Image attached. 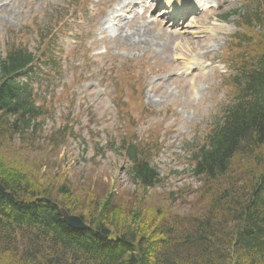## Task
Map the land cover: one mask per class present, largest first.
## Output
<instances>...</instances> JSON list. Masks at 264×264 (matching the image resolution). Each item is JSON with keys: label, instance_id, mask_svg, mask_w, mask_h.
Returning a JSON list of instances; mask_svg holds the SVG:
<instances>
[{"label": "rangeland", "instance_id": "obj_1", "mask_svg": "<svg viewBox=\"0 0 264 264\" xmlns=\"http://www.w3.org/2000/svg\"><path fill=\"white\" fill-rule=\"evenodd\" d=\"M140 1L0 0V62L8 45L34 50L43 28L64 32L51 34L48 42L59 52L56 69L32 84L43 109L40 139L4 150L3 158L45 183L66 179L99 201L108 191L123 200L137 187L122 140L141 137L155 147L151 166L161 179L148 205L182 218L197 208L202 185L189 159L227 99L223 54L240 27L237 16L223 18L242 4ZM172 4L195 6L196 16L173 25L164 15ZM63 129L64 138L57 134ZM55 140L59 146H48Z\"/></svg>", "mask_w": 264, "mask_h": 264}, {"label": "trees", "instance_id": "obj_2", "mask_svg": "<svg viewBox=\"0 0 264 264\" xmlns=\"http://www.w3.org/2000/svg\"><path fill=\"white\" fill-rule=\"evenodd\" d=\"M255 1L224 54L232 64L228 100L189 159L202 185L197 208L182 218L148 205L161 179L150 165L155 147L138 139L122 140L137 187L123 200L108 191L99 201L66 179L45 183L4 159V150L33 145L37 129L30 127L42 115L16 81L38 55L7 50L0 63V264H264V0ZM59 208L91 229L69 228Z\"/></svg>", "mask_w": 264, "mask_h": 264}, {"label": "water", "instance_id": "obj_3", "mask_svg": "<svg viewBox=\"0 0 264 264\" xmlns=\"http://www.w3.org/2000/svg\"><path fill=\"white\" fill-rule=\"evenodd\" d=\"M0 191L5 192V188L2 186L1 183H0ZM60 213L62 215L64 223L67 224L69 227L80 231H84L89 228L80 217L70 215L64 209H60Z\"/></svg>", "mask_w": 264, "mask_h": 264}, {"label": "bare ground", "instance_id": "obj_4", "mask_svg": "<svg viewBox=\"0 0 264 264\" xmlns=\"http://www.w3.org/2000/svg\"><path fill=\"white\" fill-rule=\"evenodd\" d=\"M183 7V6H182ZM181 7V8H182ZM189 7H186V6H184V9H182V11H180V13H183L184 14V16L186 15V10L188 9ZM175 12H176V10H174ZM191 19H194V17H191L190 19H187L188 21L189 20H191ZM143 44L145 45V46H147V45H149L150 44V42L149 41H147V40H144L143 41Z\"/></svg>", "mask_w": 264, "mask_h": 264}]
</instances>
